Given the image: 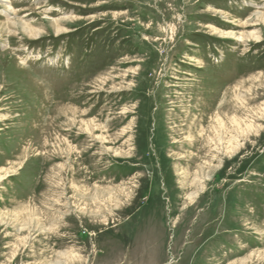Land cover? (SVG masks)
Returning a JSON list of instances; mask_svg holds the SVG:
<instances>
[{"label":"rangeland","instance_id":"374dc122","mask_svg":"<svg viewBox=\"0 0 264 264\" xmlns=\"http://www.w3.org/2000/svg\"><path fill=\"white\" fill-rule=\"evenodd\" d=\"M263 108L264 0H0V264H264Z\"/></svg>","mask_w":264,"mask_h":264},{"label":"bare ground","instance_id":"6f19581e","mask_svg":"<svg viewBox=\"0 0 264 264\" xmlns=\"http://www.w3.org/2000/svg\"><path fill=\"white\" fill-rule=\"evenodd\" d=\"M261 14V13H260ZM261 19V16H260ZM28 27V26H27ZM24 30H26L27 32H30L31 34V29L29 28H23ZM22 29V30H23ZM60 31V30H59ZM29 34V35H30ZM232 35V34H229ZM195 59V58H194ZM194 62V61H193ZM137 86V85H136ZM147 87V86H146ZM103 91V90H102ZM241 102V101H240ZM150 108V107H149ZM259 109V108H256ZM261 109V108H260ZM264 109V108H263ZM251 111V110H250ZM260 112V111H259ZM263 112V110H262ZM252 113V112H250ZM255 113V112H253ZM257 113V112H256ZM261 113V112H260ZM263 114V113H262ZM256 115V114H255ZM259 115V114H257ZM261 115V114H260ZM263 116V115H261ZM252 117V116H251ZM246 118V116H245ZM248 118V116H247ZM225 119V118H224ZM243 120V119H242ZM247 121V120H246ZM250 122V121H249ZM248 122V123H249ZM243 122L239 121L238 119H236V116H233L231 119H229L228 121H224L220 116H216V118L214 119V124L210 127L209 131L206 132V138H205V143L207 146L215 149V152L217 149L224 151V153L227 154H231L233 155L235 152L238 151V149L240 147H238V137L243 136L244 132L252 130L254 128L253 124H247L244 126L242 124ZM133 126V125H132ZM256 127V126H255ZM137 128V127H136ZM256 129V128H255ZM258 129V128H257ZM261 129V128H260ZM253 132V131H252ZM138 133V132H137ZM257 133V131H256ZM233 134V135H232ZM172 137V136H171ZM100 141V140H99ZM120 141V140H119ZM173 142V141H172ZM218 150V151H219ZM111 151V150H110ZM121 152V151H120ZM206 167V166H205ZM204 166H198L196 168V170L194 171V174L192 175V181L190 183V186H195L197 187V185L200 183H202V179L201 177H203V175L205 174V170L207 168H205ZM189 175L190 173L188 171H184V176L182 179V183L184 182V184H186L187 180L189 179ZM208 175V174H207ZM8 176V175H7ZM3 176L0 175V182L3 180ZM85 182V181H84ZM202 186V185H201ZM200 186V187H201ZM203 188V187H201ZM54 189V188H53ZM55 193V192H54ZM98 193V192H97ZM96 193V194H97ZM54 196V195H53ZM109 197V196H108ZM113 196H110L109 198H111ZM191 197V195H190ZM83 198V197H82ZM85 198V197H84ZM88 198V197H87ZM114 198L116 199V197L114 196ZM120 200V199H119ZM95 202V201H94ZM99 204V203H98ZM46 205V204H45ZM85 205V203H84ZM102 205V204H101ZM48 208V207H47ZM47 211V210H46ZM31 213V212H30ZM33 213V212H32ZM33 215V214H31ZM203 216V215H202ZM36 217V216H35ZM32 218V217H31ZM26 219V218H25ZM46 219V218H45ZM95 219V218H94ZM28 221V220H27ZM57 221V220H56ZM157 229V228H156ZM155 232V231H154ZM156 236L158 235L155 232ZM56 237V236H55ZM158 237V236H157ZM156 237V238H157ZM157 242V241H156ZM154 243V242H153ZM148 245V244H147ZM151 246V244H150ZM147 247V246H146ZM145 247V249H146ZM160 247V246H159ZM153 248V247H152ZM151 248V249H152ZM20 249V248H19ZM150 249V248H148ZM157 249V247H156ZM148 251V250H147ZM146 251V252H147ZM154 250L152 249V252ZM150 253V252H149ZM63 254V253H62ZM155 254V253H154ZM153 255V254H152ZM77 257V256H76ZM152 260V259H151ZM156 260V259H155ZM247 260V259H246ZM9 263V262H8ZM243 262H238V263H232V264H242Z\"/></svg>","mask_w":264,"mask_h":264}]
</instances>
